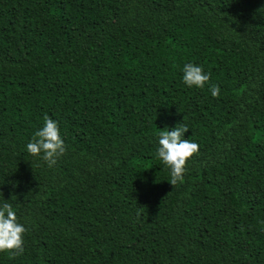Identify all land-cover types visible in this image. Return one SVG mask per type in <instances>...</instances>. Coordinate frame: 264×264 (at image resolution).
Here are the masks:
<instances>
[{"label": "trees", "instance_id": "1", "mask_svg": "<svg viewBox=\"0 0 264 264\" xmlns=\"http://www.w3.org/2000/svg\"><path fill=\"white\" fill-rule=\"evenodd\" d=\"M45 115L52 167L26 149ZM181 123L199 153L172 186ZM5 202L28 231L0 264H264V0H0Z\"/></svg>", "mask_w": 264, "mask_h": 264}, {"label": "clouds", "instance_id": "2", "mask_svg": "<svg viewBox=\"0 0 264 264\" xmlns=\"http://www.w3.org/2000/svg\"><path fill=\"white\" fill-rule=\"evenodd\" d=\"M210 81V73H205L201 66L194 63H186L183 67V82L188 87L196 86L203 89ZM211 95L216 98L220 95L218 85L212 84L209 88ZM43 126L35 133L33 139L27 143V152L40 157L48 167L54 166L66 153V146L61 138L58 122L48 115L43 117ZM189 126L181 123L171 131L162 130L158 133L157 157L171 170V178L168 181L176 186L183 181L186 173V163L194 155L199 153V145L184 138ZM28 229L19 223L13 206L5 202L0 206V252L8 251L16 257L24 253V234Z\"/></svg>", "mask_w": 264, "mask_h": 264}]
</instances>
